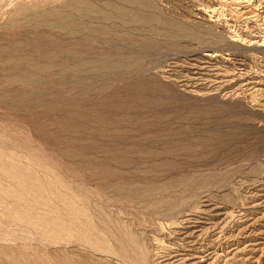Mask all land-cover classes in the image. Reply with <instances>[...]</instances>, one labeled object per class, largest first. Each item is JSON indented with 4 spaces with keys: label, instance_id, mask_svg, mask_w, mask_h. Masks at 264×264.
Wrapping results in <instances>:
<instances>
[{
    "label": "rangeland",
    "instance_id": "1",
    "mask_svg": "<svg viewBox=\"0 0 264 264\" xmlns=\"http://www.w3.org/2000/svg\"><path fill=\"white\" fill-rule=\"evenodd\" d=\"M0 264H264V0H0Z\"/></svg>",
    "mask_w": 264,
    "mask_h": 264
}]
</instances>
